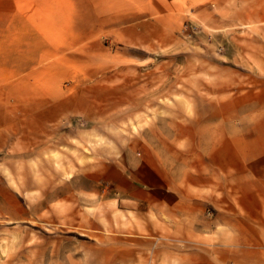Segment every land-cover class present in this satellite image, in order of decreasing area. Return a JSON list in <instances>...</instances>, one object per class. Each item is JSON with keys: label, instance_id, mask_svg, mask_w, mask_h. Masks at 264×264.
I'll use <instances>...</instances> for the list:
<instances>
[{"label": "rangeland", "instance_id": "374dc122", "mask_svg": "<svg viewBox=\"0 0 264 264\" xmlns=\"http://www.w3.org/2000/svg\"><path fill=\"white\" fill-rule=\"evenodd\" d=\"M208 20L227 30L211 29ZM164 22L171 28L164 44L144 50L118 46L108 33L78 47L70 31L57 48L62 56L5 81L0 264H109L110 236L121 226L113 210L128 204L118 200L129 198L130 170L140 177L147 155L157 160L158 145L171 148L173 125L200 114L195 107L205 101L233 104L230 122L251 125L230 136L243 132L246 145L264 147V75H254L264 74V0H181ZM4 50L23 55L28 48ZM44 51L37 46V57ZM45 87L59 92L47 100L37 94Z\"/></svg>", "mask_w": 264, "mask_h": 264}, {"label": "crops", "instance_id": "0c3cea01", "mask_svg": "<svg viewBox=\"0 0 264 264\" xmlns=\"http://www.w3.org/2000/svg\"><path fill=\"white\" fill-rule=\"evenodd\" d=\"M180 2L0 0V80L4 81L0 94L6 93V80L8 84L33 75L36 63L47 65L53 55L62 56L57 48L65 46L70 31L76 32L70 40L78 47L99 44L102 33H108L114 44L133 49L164 44L163 32L171 29L165 17ZM88 7L93 18H86ZM57 14L64 17L58 21ZM207 23L213 30H227L213 20ZM16 32H21L18 38ZM15 46L28 48L27 53L5 54L6 47ZM37 46L45 48L40 58ZM246 61L256 68V60ZM21 62L26 66L21 68ZM58 92L45 87L37 94L50 100ZM45 106L51 111V104ZM230 107L235 106L227 100L196 106L200 114L186 124L173 125L167 138L173 140L171 148L158 145L157 160L147 155L140 177L130 170L123 189L129 198L118 200L128 204L113 210L121 226L110 236L114 245L109 264H264V147L246 145L243 132L230 136L231 129L251 125L230 122Z\"/></svg>", "mask_w": 264, "mask_h": 264}]
</instances>
